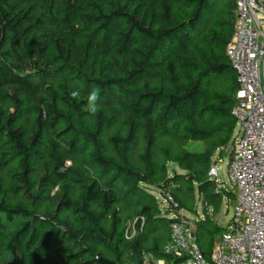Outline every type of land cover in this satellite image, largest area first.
I'll list each match as a JSON object with an SVG mask.
<instances>
[{
	"label": "trees",
	"instance_id": "16d2710c",
	"mask_svg": "<svg viewBox=\"0 0 264 264\" xmlns=\"http://www.w3.org/2000/svg\"><path fill=\"white\" fill-rule=\"evenodd\" d=\"M236 18L237 0H0V264H173L198 200L211 258L237 205L210 175L237 131Z\"/></svg>",
	"mask_w": 264,
	"mask_h": 264
},
{
	"label": "built area",
	"instance_id": "2783aa9c",
	"mask_svg": "<svg viewBox=\"0 0 264 264\" xmlns=\"http://www.w3.org/2000/svg\"><path fill=\"white\" fill-rule=\"evenodd\" d=\"M227 56L239 89L233 107L237 120L228 177L238 191L237 205L228 229L216 240L207 259L190 219L180 211L173 215L171 238L165 252L178 259L173 264H264V0H237L235 33ZM210 175L223 182L215 163ZM164 203L178 207L168 194ZM143 264H168L145 255Z\"/></svg>",
	"mask_w": 264,
	"mask_h": 264
},
{
	"label": "rangeland",
	"instance_id": "374dc122",
	"mask_svg": "<svg viewBox=\"0 0 264 264\" xmlns=\"http://www.w3.org/2000/svg\"><path fill=\"white\" fill-rule=\"evenodd\" d=\"M187 148L188 150L193 151V152H201L204 150V146L201 142H190ZM228 154L229 153L227 152L226 153L227 156L220 159V154L217 152V154L214 156L213 159L215 162H217L216 164L218 166L219 176L221 177L223 182L229 186H232L229 181V177H228V162H229ZM173 167H176V165L171 164L169 166L170 172H172ZM159 198H161V200L163 201V198L161 196H159ZM198 208H199L198 214L190 213L189 211H186V210L184 211V214L190 219L194 230H196V220L198 219V217H203L202 205H201L200 200H198ZM234 213H235L234 207H231L228 209L227 205L224 204L221 212L215 216V220H217L218 223L221 224L222 226H225L232 219V217L234 216Z\"/></svg>",
	"mask_w": 264,
	"mask_h": 264
},
{
	"label": "clouds",
	"instance_id": "9594fccd",
	"mask_svg": "<svg viewBox=\"0 0 264 264\" xmlns=\"http://www.w3.org/2000/svg\"><path fill=\"white\" fill-rule=\"evenodd\" d=\"M71 97L75 99L80 95L79 91H73L71 92ZM88 111L95 113L97 110V101L99 100V90L98 89H93L89 95H88Z\"/></svg>",
	"mask_w": 264,
	"mask_h": 264
}]
</instances>
